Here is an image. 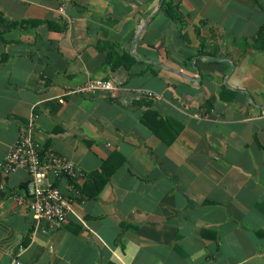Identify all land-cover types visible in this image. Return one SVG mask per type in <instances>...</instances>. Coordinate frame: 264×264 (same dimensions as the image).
Listing matches in <instances>:
<instances>
[{"label":"crops","instance_id":"0c3cea01","mask_svg":"<svg viewBox=\"0 0 264 264\" xmlns=\"http://www.w3.org/2000/svg\"><path fill=\"white\" fill-rule=\"evenodd\" d=\"M261 28L264 0H0V160L32 123L83 172L53 227L0 171V264H264ZM88 79L117 95L58 101Z\"/></svg>","mask_w":264,"mask_h":264},{"label":"built area","instance_id":"2783aa9c","mask_svg":"<svg viewBox=\"0 0 264 264\" xmlns=\"http://www.w3.org/2000/svg\"><path fill=\"white\" fill-rule=\"evenodd\" d=\"M118 85L110 79H88L83 84L66 89L59 97L60 103L64 102V96L70 94L94 95L101 92L110 97L117 95ZM151 95L150 91L145 92ZM260 116L264 117V108L260 110ZM34 128L28 123L17 141L6 155L0 160V171L8 173L18 168L28 171L29 179L24 185V196L17 197L19 203L26 206L34 221H45L50 226L57 227L63 224L66 212L73 197H68L53 179L64 176L75 180L83 175L80 167L65 155L56 153L50 148H43L33 139ZM80 191L75 188L74 195ZM10 264H25L17 254H13Z\"/></svg>","mask_w":264,"mask_h":264},{"label":"trees","instance_id":"16d2710c","mask_svg":"<svg viewBox=\"0 0 264 264\" xmlns=\"http://www.w3.org/2000/svg\"><path fill=\"white\" fill-rule=\"evenodd\" d=\"M166 9L171 13V15H172L173 17H175V18H179V17H178L179 15L176 14V12L172 10V5H171L170 2H167V3H166ZM256 41L260 44V46H264V31H263L262 28H261V29L259 30V32H258V35H257V39H256ZM104 182H105L104 179L101 180V182L98 183V185H97V189H96V190H99V189L101 188V186L104 184Z\"/></svg>","mask_w":264,"mask_h":264},{"label":"water","instance_id":"95a60500","mask_svg":"<svg viewBox=\"0 0 264 264\" xmlns=\"http://www.w3.org/2000/svg\"><path fill=\"white\" fill-rule=\"evenodd\" d=\"M145 23H147V21Z\"/></svg>","mask_w":264,"mask_h":264}]
</instances>
